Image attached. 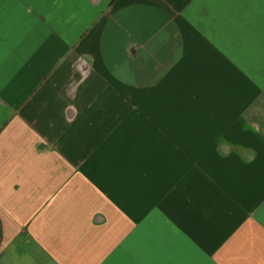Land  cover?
I'll return each instance as SVG.
<instances>
[{
	"label": "crops",
	"instance_id": "obj_1",
	"mask_svg": "<svg viewBox=\"0 0 264 264\" xmlns=\"http://www.w3.org/2000/svg\"><path fill=\"white\" fill-rule=\"evenodd\" d=\"M0 264H264V0H0Z\"/></svg>",
	"mask_w": 264,
	"mask_h": 264
}]
</instances>
